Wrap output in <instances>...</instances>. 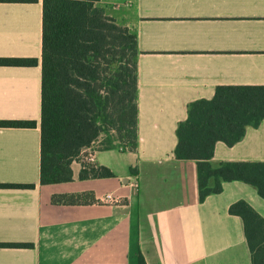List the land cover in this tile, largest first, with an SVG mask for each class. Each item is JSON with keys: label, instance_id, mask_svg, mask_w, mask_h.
I'll return each mask as SVG.
<instances>
[{"label": "crops", "instance_id": "0c3cea01", "mask_svg": "<svg viewBox=\"0 0 264 264\" xmlns=\"http://www.w3.org/2000/svg\"><path fill=\"white\" fill-rule=\"evenodd\" d=\"M137 32L138 145L94 149V164L114 176L41 183L43 4L0 1V264H253L243 218L230 205L244 199L264 217V197L241 180L200 199L198 164L174 155L177 128L192 101L219 85L264 84V0H99ZM264 161V119L233 145L215 144L214 165ZM135 168V171H132ZM136 181L137 186L130 188ZM31 183L33 187L3 184ZM131 189V190H130ZM93 190L96 201L55 203L54 194ZM130 192V193H129ZM126 195L119 201L106 194Z\"/></svg>", "mask_w": 264, "mask_h": 264}, {"label": "trees", "instance_id": "16d2710c", "mask_svg": "<svg viewBox=\"0 0 264 264\" xmlns=\"http://www.w3.org/2000/svg\"><path fill=\"white\" fill-rule=\"evenodd\" d=\"M98 1L42 0L43 184L72 180L73 161L99 141L103 131H115L123 149L136 150L138 145V35L108 15ZM36 62L33 57H0V64ZM263 119L264 84L219 85L212 98L190 103L187 118L177 128L174 155L197 160L201 200L221 192L223 182L231 180L254 185L264 197V161L211 162L217 141L233 145L248 125H258ZM35 124V120H0L2 126ZM114 145L115 140L104 147ZM114 175L105 165L82 163V179ZM52 199L55 203H88L96 201V196L86 190L54 194ZM229 210L243 218L252 263L264 264V217L244 199L233 202ZM0 246L30 247L33 243L0 242ZM139 264H148L143 253Z\"/></svg>", "mask_w": 264, "mask_h": 264}, {"label": "rangeland", "instance_id": "374dc122", "mask_svg": "<svg viewBox=\"0 0 264 264\" xmlns=\"http://www.w3.org/2000/svg\"><path fill=\"white\" fill-rule=\"evenodd\" d=\"M98 4V2H97ZM107 13V12H106ZM108 14V13H107ZM109 15V14H108ZM133 30V29H132ZM99 141L95 142L93 144V148H98V147H104L108 145L109 143L113 142L114 140H117V133L115 131H103L100 136H99ZM88 151H83L78 157H76V161H80L81 163H90L94 164L92 161H89L87 159ZM74 160V161H75Z\"/></svg>", "mask_w": 264, "mask_h": 264}, {"label": "built area", "instance_id": "2783aa9c", "mask_svg": "<svg viewBox=\"0 0 264 264\" xmlns=\"http://www.w3.org/2000/svg\"><path fill=\"white\" fill-rule=\"evenodd\" d=\"M84 151H88V154L86 155L87 159L89 161L93 162V160H94V148H93V146L86 148ZM136 186H137V182L136 181H133V182L130 183V188H134ZM125 196L124 195L114 196L113 194L108 193V194L105 195V197L102 198V200H104V201H119L120 199H122Z\"/></svg>", "mask_w": 264, "mask_h": 264}]
</instances>
